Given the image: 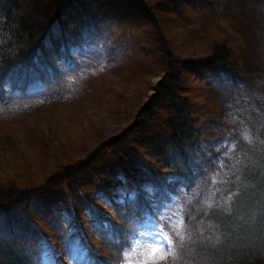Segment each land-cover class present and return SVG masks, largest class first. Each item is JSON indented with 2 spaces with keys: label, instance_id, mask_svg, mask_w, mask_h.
I'll return each mask as SVG.
<instances>
[{
  "label": "trees",
  "instance_id": "obj_1",
  "mask_svg": "<svg viewBox=\"0 0 264 264\" xmlns=\"http://www.w3.org/2000/svg\"><path fill=\"white\" fill-rule=\"evenodd\" d=\"M233 6L0 0L2 119L25 100L71 110L50 138L18 123L28 145L0 131V264H124L152 227L162 264H264V87L234 24L217 23ZM90 67L96 90L69 88L68 68ZM223 87L247 138L223 130Z\"/></svg>",
  "mask_w": 264,
  "mask_h": 264
},
{
  "label": "rangeland",
  "instance_id": "obj_2",
  "mask_svg": "<svg viewBox=\"0 0 264 264\" xmlns=\"http://www.w3.org/2000/svg\"><path fill=\"white\" fill-rule=\"evenodd\" d=\"M262 2L264 3V0H262ZM240 3L243 5L245 4V6L241 9L242 14L238 15L239 13H237L235 6ZM252 4H254L255 7ZM250 7H253L254 10L250 11ZM250 14L253 15V18H251ZM219 18L221 19L217 21L219 26L224 27L225 24L227 25L229 23L228 21L230 20V22L234 24L235 30H237L238 34L241 36L242 41L244 39L245 42L243 41V49L248 52L250 63H252L251 66L255 67L254 72L257 75L256 80L261 79L260 85L261 87H264V84L262 83V80L264 79V7L262 4L261 6L260 4H257L256 0H234L233 8H229L226 14L219 15ZM230 29L231 26L229 30ZM90 48L93 49L92 46ZM68 70L70 73L67 75L65 81L68 83L69 88L73 86V84L70 86V83L77 79L75 81L76 83L78 82L77 88L84 89L83 93L93 92L96 90L99 77L94 78L92 67L83 68L81 69V72L80 70H77L75 75L71 68H68ZM109 77V75L104 77V80L107 79L106 83H109ZM160 78L161 75H158L150 79L147 95L154 93L153 87ZM222 89L224 90L225 88L223 87ZM220 93V102L223 104L226 103L229 109V113L223 112V116H225V118L221 119V123L224 125L223 130L227 129L226 134L238 133L241 135V137H249L246 134H249V131L247 130L249 129L248 125L251 123V121L241 119L242 116L240 118L239 114L235 116L239 110L235 112L232 110L234 105L238 107V103L235 98L236 96L239 97V93L231 96H229L230 94L225 90L223 92L220 91ZM143 102H145V99H143ZM34 103L35 100L23 101V103H21L23 106L19 107V112L9 114L11 116L10 120L2 119V116L4 115L3 113L2 115L0 114V131L6 134H14L16 140L19 141L21 145H28L31 142V138L28 139L27 137H29V135H26V133H29L27 128H29L30 125L19 127L20 124L18 123H31L33 125L32 127H34L33 130L45 129L48 131V137L50 138L52 136L51 130H54L55 126L60 127V124L67 120L65 118L69 119L71 110L69 112V110L66 109V106L63 105L39 106L40 109H38L34 114H29L30 109L32 110L35 108L32 107V104ZM250 109H252V106H250ZM15 115H18V117H21V119H19L16 123H12V117ZM33 115H36V117H33ZM250 118L256 119L254 115H251ZM125 126L126 122L115 125L110 124L108 125V128H106L107 130L104 132V134L105 136L114 135L119 130H123ZM32 127L30 128L32 129ZM104 161L105 163H111V160L108 158H106V160L104 159ZM92 187L93 184L89 183L87 187L83 189L84 193L87 195H92V193H90V189ZM163 234L164 232L156 227L145 230L144 233L141 234L134 249L127 255L128 262H125L124 264H140L141 262L143 264H162V250L166 245V239Z\"/></svg>",
  "mask_w": 264,
  "mask_h": 264
}]
</instances>
